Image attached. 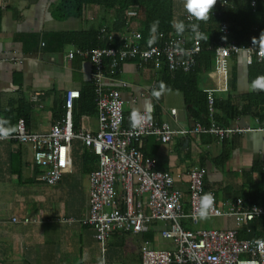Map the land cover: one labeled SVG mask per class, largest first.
<instances>
[{
	"label": "crops",
	"instance_id": "0c3cea01",
	"mask_svg": "<svg viewBox=\"0 0 264 264\" xmlns=\"http://www.w3.org/2000/svg\"><path fill=\"white\" fill-rule=\"evenodd\" d=\"M60 2L61 0H0V117L9 119L16 127L18 120L24 121L23 118L18 119V116L27 114L28 122L24 123L26 130L30 132L48 131L57 119L56 112L63 108L67 90H78L82 94L92 86L93 65L88 58L77 54L69 59L68 51L80 47L69 41L64 42L65 38L61 39L60 36L81 34L82 31L93 27L107 30L113 23V18L104 22L107 20L106 14L110 16L111 13L99 11L97 8H88L86 14L81 17L61 19V14L55 11ZM138 10L129 8L127 13L133 18L121 32L135 29ZM186 14L182 0H174L173 19L178 17L184 20ZM87 49L90 48L82 50ZM213 60H216L215 56ZM244 61V55L228 61L230 65L227 66L225 76L218 75L215 68L212 70L213 67L209 70L201 68L203 70L197 76L195 87L198 90L205 93L209 89L214 90L213 119L217 124L216 100H229L239 110L246 106L244 98L253 88L248 78L249 66ZM202 72H211L215 79L213 76V80L204 78L200 86L198 79ZM159 76L160 72L151 68L141 70L135 63L128 62L120 66L118 77L127 83L126 87L120 89L126 115L134 109L148 111L158 122L166 121L174 130L189 129L196 123L209 125L207 98L206 122L203 123L192 118L181 92L169 90L159 98L154 97L152 93ZM105 82L116 85V82L107 79ZM258 109L264 114V105L258 106ZM83 110L84 99L75 100L72 113L79 129L81 120L96 117V113L86 114ZM172 110L175 111L174 115L171 114ZM259 118L258 115L245 114L237 116L227 126L219 124L223 127L253 129L223 141L208 133L187 137L173 136L168 143H160L155 137L149 136L142 139L137 146L144 156L155 161L156 170L169 171L175 176V187L183 193L186 211L189 209V192L185 171L196 159L200 160L206 169L204 192L214 191L219 203H227L235 200L241 193H247L249 186L255 183L256 193L254 198L249 200L264 209V130H258L259 125L264 123V118L258 123L256 119ZM76 146L83 149L84 156L86 149L74 144V151ZM32 157V148L27 143L13 139L0 142V264H68L66 252L73 251L68 248L71 246L69 242L74 243L71 239L73 232L79 234L80 242L83 241L85 233L86 245H90V249H98L99 258L103 256L107 264H141L140 246L136 245L137 242L134 245L131 240L134 242L140 237L143 240L148 233H115L107 240L105 251L102 252L100 243L92 238L93 230L78 222L88 214L87 181V194L81 198L78 205L74 204L70 208L78 213L76 216L70 214L65 217L60 214L55 220L46 216L44 197L49 199L53 193L62 192L66 185L72 186L73 171L64 174L62 179L53 185L54 189L49 187L51 190L44 192L40 186L44 183L38 179L41 170L34 165ZM90 164L95 167L92 170L96 169L97 159L94 157ZM67 190L71 191L69 188ZM83 203L85 210L81 213ZM13 218L16 222H12ZM24 218L35 221L25 224ZM62 218L75 221L68 223L62 221ZM200 223L209 229L234 228L232 218L199 219L198 225ZM249 227L252 228L249 234L240 231L241 239L244 235H248V239L258 238L254 232L261 234L263 221L255 220ZM161 228L155 225L151 231H155L156 235L152 238L160 237ZM93 243L96 245H92ZM172 248L171 244L165 249ZM87 250L91 252L88 248ZM80 253L83 255L81 249ZM98 260L85 264H98Z\"/></svg>",
	"mask_w": 264,
	"mask_h": 264
},
{
	"label": "built area",
	"instance_id": "2783aa9c",
	"mask_svg": "<svg viewBox=\"0 0 264 264\" xmlns=\"http://www.w3.org/2000/svg\"><path fill=\"white\" fill-rule=\"evenodd\" d=\"M254 10L258 0H248ZM227 5L222 0L221 7ZM143 16V11H138ZM185 21L189 23L187 14ZM194 22V21H192ZM128 27V26H127ZM190 32V31H189ZM106 44L116 40L115 46L94 47L87 50L70 49L67 57L75 54L88 58L93 65L91 74L97 130L94 132L75 129L73 105L80 98L78 90H67L64 95L62 114L55 119L46 133L26 130L22 119L17 121L16 132L9 139L27 143L33 152V163L41 170L38 179L53 186L64 174L72 173L74 144H79L96 156L97 168L89 173L88 214L78 220L89 226L92 238L105 251L107 240L115 233L146 234L152 223H163L159 230L161 239L169 241L172 249H154L151 240L141 244V264H264V209L252 204L249 199L236 198L219 203L215 197L214 210L209 218H232L234 228L227 230L201 229L196 209L198 197L204 194L206 169L200 160H193L185 171L188 184V205L184 209L183 193L175 187V176L169 171L155 169V161L147 158L137 144L145 137L153 136L160 143H168L173 136H198L208 133L219 141L231 138L253 129L223 127L217 124L213 115L214 90L206 91L209 125L196 123L189 129H172L168 122H158L150 113V119L134 126L130 112H124V100L120 89L127 83L118 77L120 66L135 63L137 68H151L158 72L167 70L189 72L194 69L196 58L203 49L215 52V71L227 75L226 62L244 55L245 64L252 65L264 57V44H239L230 34L229 24L222 22L219 33L222 40L209 43L197 40L188 31L178 36L174 31L149 32L143 35L139 28L114 32L100 30ZM207 36V35H206ZM187 50L183 55L176 51V44ZM114 43V42H113ZM116 82L115 86L105 81ZM142 113L145 111H141ZM174 115L175 111L172 110ZM259 123V119H256ZM258 130H264V123ZM68 223L74 219H61ZM263 221L260 238H240V231L251 233L250 223ZM24 218L23 223L34 222ZM16 222V219H12ZM107 264V263H106Z\"/></svg>",
	"mask_w": 264,
	"mask_h": 264
},
{
	"label": "trees",
	"instance_id": "16d2710c",
	"mask_svg": "<svg viewBox=\"0 0 264 264\" xmlns=\"http://www.w3.org/2000/svg\"><path fill=\"white\" fill-rule=\"evenodd\" d=\"M221 2L222 0H217L210 14V18L207 21L199 22L200 31L208 36L209 43H217L222 40V35L219 33V25L222 22H226L229 24L231 36H233L239 44H246L249 41H253V39L258 40L256 42L257 44H264V40H259L261 34H264V0H258L254 10L250 7L248 0H227V5L225 7H221ZM173 4L174 0H61L55 11L61 14H59L61 19H67L70 17H81L85 8L98 6L103 8V12L105 13H113V23L110 24L111 28L107 30L118 32L121 31L123 27H127L130 23V19L133 18V16L127 13L129 8L139 9L143 11V16L141 20L137 21L136 27L139 28L145 36L150 32V25L154 20H159L160 22L158 32L162 31L164 33H169L172 31ZM1 16L2 10L0 9V19ZM104 22H107V20H104ZM185 23L187 24L186 21ZM189 33L188 31V34ZM101 35L100 29L98 27H93L82 31L81 34H72L71 36L63 35L60 36V38H65L64 42L69 41L82 49L104 46L112 47L116 45V40H112L106 44L105 38ZM214 56L215 52L207 48L203 49L196 58L194 69L189 72L161 71L155 83V89L160 82H164L169 90L181 92L184 96L186 108L190 110L189 113L196 122H206V93L198 90L195 87V83L199 72L203 70L201 68L209 70L212 67ZM257 76H264V57L249 66L248 78L250 84H252V81ZM80 95V99H84L83 113L94 115L96 112L93 87L90 86L82 94L80 93ZM244 99L246 101V106L242 107L240 110L229 100H216V121L220 125L227 126L237 116L246 114L258 115L260 117V122V120L264 118V114L259 112L258 106L264 105V90L252 89L251 93ZM62 112V109L59 108L56 112V118L61 116ZM19 118H23L26 123L28 122L27 114L19 115L18 119ZM73 121L75 129H79L75 118ZM94 157L97 159L96 156L85 150L83 161L90 164V160H93ZM257 169L259 170V167ZM253 171L255 172L256 170ZM259 173L263 176L262 171ZM256 189L257 184L252 183L247 193H241L239 197L236 198H242L244 200L253 199ZM155 225L156 223L151 224L152 229L155 228ZM151 230L148 232V235L152 237L156 235V233ZM123 234L129 233H118L116 235ZM254 235L260 238L263 236V233L258 235L254 232ZM243 238H249V236L244 235Z\"/></svg>",
	"mask_w": 264,
	"mask_h": 264
},
{
	"label": "rangeland",
	"instance_id": "374dc122",
	"mask_svg": "<svg viewBox=\"0 0 264 264\" xmlns=\"http://www.w3.org/2000/svg\"><path fill=\"white\" fill-rule=\"evenodd\" d=\"M88 8H94V9H98L99 11H103V8L100 7H87L84 9L83 14H86L87 9ZM111 13V14H110ZM110 16H108L106 14V19L107 21L111 20L113 18V13L110 12ZM176 15V12H175ZM137 21L141 20L142 16L137 15ZM175 19V18H174ZM103 22V21H102ZM230 65V63L226 62L225 64V69H227V66ZM212 67L214 70V68L216 67V60H212ZM211 76L214 77V75L211 74V72L208 73H201L200 78L198 79V83L201 86L202 81L204 80V78L208 79L211 78ZM213 77L211 78L213 80ZM215 79V77H214ZM79 121V119H77ZM81 124V129L82 130H91V131H96L97 130V120L96 117L93 118H85L83 120L80 121ZM83 149H80V147H75V151H74V163H73V175H72V179L74 180L72 182V186L67 187L68 185H66V187L64 188V190L58 194L53 193V195H50V198L48 199L47 197L45 198V210L44 213L46 216H49V218H52V220H55V218L62 214L65 217L70 216V214L75 215L78 214L74 211H71L70 208L71 206H76L80 203L81 198L85 196V194H87V187L85 185V182L89 181V173L92 171L93 168H95L94 166H92L91 164H89L88 162L83 161V155H82ZM64 183V182H63ZM43 189V191L45 192V190L49 189H54L55 186H49L46 184L44 185H40ZM51 189H50V188ZM64 187V186H62ZM71 189V191H68L67 189ZM49 190L46 192L48 193ZM80 197V200H79ZM59 207V210H58ZM79 208V207H78ZM84 203L81 204V209L80 212L83 213L84 212ZM79 216V215H78ZM164 224L163 223H157L158 227H162ZM195 228H201V229H209L208 226H204L200 223V225L195 226ZM84 232V231H82ZM81 233V232H79ZM72 234L73 237H71V239L73 240L74 243L69 242V244L72 246H68V248L70 250L73 251H68L66 252L67 254V258H68V264H85V263H90V262H94L97 261L99 258V250L96 248H92L90 249L89 246L90 245H86V241H85V236L86 234L83 233V241L80 242L79 240V234L77 232H73ZM147 239L153 240L152 241V246L154 249H165V248H169L171 246V243L169 241L163 240L161 239L159 236L152 238L150 235L146 234L144 236V239L142 240L141 237L138 239H135L134 242L133 240H131L132 243H134V245L136 244L135 242H137L136 245L141 246V244H143L144 241H146ZM76 241V243H75ZM92 245H96L95 243H93ZM87 248L90 251L87 250ZM80 249L83 252V255H81L80 253ZM98 251V252H97ZM81 260V261H80ZM133 264H137V262H134Z\"/></svg>",
	"mask_w": 264,
	"mask_h": 264
},
{
	"label": "clouds",
	"instance_id": "9594fccd",
	"mask_svg": "<svg viewBox=\"0 0 264 264\" xmlns=\"http://www.w3.org/2000/svg\"><path fill=\"white\" fill-rule=\"evenodd\" d=\"M217 0H182L183 9L187 13L188 24L184 20L178 17L173 19L171 26L178 36H182L185 31H190L194 38L197 40H208L203 32L200 31L199 22L207 21L210 18V14ZM195 21V22H192ZM159 20H154L150 25V32L155 36L159 28ZM259 40H264V34H261ZM258 40L253 39L252 43H256ZM176 51L183 55L187 54V50L180 47V43L176 44ZM252 88L258 90H264V76H257L252 81ZM166 91H169L167 85L164 82H160L156 89L153 90V96L159 98ZM147 119H150V113L148 111L141 112L138 109H134L131 114V121L134 126H139ZM16 132V127L11 124V121L5 117H0V140L9 139L12 134ZM199 204L196 209V215L199 219H208L214 210L215 197L211 191H206L202 196L198 197ZM98 264H106V259L101 256L98 260Z\"/></svg>",
	"mask_w": 264,
	"mask_h": 264
},
{
	"label": "water",
	"instance_id": "95a60500",
	"mask_svg": "<svg viewBox=\"0 0 264 264\" xmlns=\"http://www.w3.org/2000/svg\"><path fill=\"white\" fill-rule=\"evenodd\" d=\"M245 62V61H244Z\"/></svg>",
	"mask_w": 264,
	"mask_h": 264
}]
</instances>
